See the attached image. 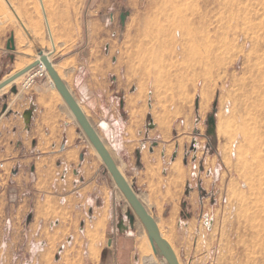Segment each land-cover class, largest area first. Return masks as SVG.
Masks as SVG:
<instances>
[{"label": "rangeland", "instance_id": "rangeland-1", "mask_svg": "<svg viewBox=\"0 0 264 264\" xmlns=\"http://www.w3.org/2000/svg\"><path fill=\"white\" fill-rule=\"evenodd\" d=\"M8 1L12 7L0 0V79L33 64L37 46L53 51L62 81L178 260L264 264V0ZM12 33L14 51L7 49ZM22 80L3 89L0 101L21 110L38 95L41 150L55 156L39 158L33 172L25 168L23 194L37 192V201L7 209L6 196L19 203L20 195L8 192L0 216L13 221L8 241L12 228L28 234L32 222L49 245L6 252L0 244V264H104L109 247L117 264V224H129L133 209L79 120L66 114L59 90L48 79L13 93ZM70 130L74 139L66 142ZM125 140L133 142L141 183L127 170ZM65 162L93 180L81 189L87 212L72 220L62 211L66 195L57 193L73 188ZM136 228L126 263L159 264L154 250L157 260H142Z\"/></svg>", "mask_w": 264, "mask_h": 264}, {"label": "crops", "instance_id": "crops-1", "mask_svg": "<svg viewBox=\"0 0 264 264\" xmlns=\"http://www.w3.org/2000/svg\"><path fill=\"white\" fill-rule=\"evenodd\" d=\"M10 74V73H9ZM9 74L5 73V75L2 76V79L0 82L4 80L5 77H7ZM7 91V90H6ZM2 92L0 94L1 96H5L7 92ZM38 95L33 96L31 99V102H25L22 103L20 106H24L23 109L19 110L18 108H13L12 106H9L6 102L0 101V162L4 163V169H0V179H2L3 186H0V196L11 192L13 190L19 191V203L16 201V197L9 198L6 196V198L3 200L2 204L8 209L12 208L14 209L16 204H19V206H30L32 204V201H37V192L32 193H26L23 194V191L25 188L28 187V183L30 181L29 175H25L24 172H26L25 168L29 167L30 171L33 172V170L37 169V160L39 158H50L51 156H55L54 153H48L44 152V150H41V145H45V139L42 138L41 135V129L43 128V118L40 115V105L38 103ZM4 104H7V109H3ZM31 110V119L30 124L26 127L25 120L23 118V113ZM25 127L27 129H25ZM66 142L73 141V134L71 130L66 134ZM124 141V145H126V150L124 153L127 170L132 174V178L135 180L136 184L141 183V177L142 175L137 172L135 165L133 163V157H132V149L131 144L133 142ZM57 143L53 142V148L55 149ZM72 148L71 150H73ZM65 165L67 168V172H69V168L74 169V180L73 182L70 181L68 183V189L72 185L73 188L71 190L67 191L66 188L59 189L58 194H65L66 200L63 204V212L64 214L71 215V220L74 216H80L84 214V211L87 212V206L88 203L86 202L87 196L81 192V189L88 186L90 182L93 183V180L88 179L86 176V171L84 170H76L75 164L66 163ZM76 170V171H75ZM33 174V173H32ZM68 174V173H67ZM67 177V176H66ZM65 178V177H64ZM72 183V184H71ZM91 183V184H92ZM63 191V192H62ZM65 191V192H64ZM41 194V193H39ZM35 202L33 203L34 206L36 205ZM86 203V204H84ZM1 205V204H0ZM35 218V217H34ZM33 218V219H34ZM61 221H58V225H60ZM68 223H71L70 220H67ZM32 223V222H30ZM29 223V228L31 231L27 234L20 232V230H14L12 228L11 232V239L10 241L7 240V236L9 233V227L13 224H11L10 215L0 216V226H1V232H0V244L2 246V251L4 249L6 252L9 250H12L13 252L15 250H20L23 246L27 248L31 245V247H37V246H44L47 247L49 245L48 238L46 239L45 234L39 233L34 234L33 227H31L32 224ZM34 223V222H33ZM42 223V222H41ZM66 228L67 225H63ZM72 228V225H70ZM68 227V228H70ZM118 229L122 232L121 236L116 241V247L115 252L117 256V264H127V259L131 257V244L132 240L130 238L129 230L130 225L127 224V228H121V222L117 224ZM138 225L137 228L138 229ZM64 229V228H62ZM62 236H65L63 234V230H61L57 237L61 238ZM25 238H28L29 241L25 242ZM41 238V239H40ZM36 240V242H34ZM53 243L59 244L60 240L57 239ZM139 247L142 251V246L139 240ZM12 248V249H11ZM105 248V247H104ZM103 248V249H104ZM110 248V247H109ZM107 249L104 251V264H112L111 256H112V248ZM148 259V257L144 256V252L142 251V260ZM142 261V262H143ZM5 263H8L7 261Z\"/></svg>", "mask_w": 264, "mask_h": 264}, {"label": "water", "instance_id": "water-1", "mask_svg": "<svg viewBox=\"0 0 264 264\" xmlns=\"http://www.w3.org/2000/svg\"><path fill=\"white\" fill-rule=\"evenodd\" d=\"M122 19H124V16H122ZM19 20H20V22H22L21 19H19ZM27 33L32 38L31 34L28 31H27ZM7 49L10 50V51H14L16 49L14 33L11 34V36H10L8 42H7ZM37 51L39 53V56L42 57L43 56V51L38 46H37ZM10 58L13 60L14 59V55L11 54ZM41 60L46 64L48 70H50L51 74L53 75V77L57 81V85H58V88H59L61 94L63 95L65 100L68 102L70 108L72 109V111L74 112L76 117L78 118L81 126L87 132L89 138L91 139V141L93 142V144L95 145V147L97 148V150L99 151L101 156L104 158L107 168L109 169V171L115 177L118 185L124 191L125 195L127 196L129 201L131 202L133 208L138 213V215L140 216V218L144 222L145 226L148 228L151 236L157 241V243H158L159 247L161 248L163 254L166 256L169 264H179L176 256L171 251L168 243L163 239V237L161 236V234L159 233V231L155 227L153 221L151 220L150 216L146 213L145 209L142 207L141 203L139 202V200H138V198H137V196L135 194V191L128 184L126 179L123 177V175L119 171L117 165L112 160L111 156L109 155L107 149L105 148V146L101 142V140H100L99 136L97 135L96 131L94 130L92 125L89 123V121L87 120L85 115H83V113L79 109V107H78L77 103L75 102V100L73 99V97L70 95V93L67 90V88L65 87V85L59 79V77L56 74V72L53 69H50L48 67L47 63L45 62V59L43 60L41 58ZM36 64H37V62L32 64V65H30V66H28V67H26V68H24V69H22V70H19L12 77H9L6 80L0 82V89L3 88L4 86H6L7 84H9L10 82H12L15 78H17L20 75L24 74L25 72L29 71ZM0 78H1V76H0ZM0 81H1V79H0ZM11 91L13 93H17L18 92L17 86H12ZM3 109L4 110L7 109V104H4ZM31 114H32L31 110H28V111L23 113V116L25 118V121H26L27 125L30 124ZM213 124H214V119H210V125H213ZM150 126L153 127V124H151ZM32 215L33 214L30 213L27 216V222L31 221ZM127 217L129 219L130 227L133 228L134 225H135V215L133 213H131V211H127ZM121 228L122 229L123 228H127V225H124L121 222Z\"/></svg>", "mask_w": 264, "mask_h": 264}, {"label": "bare ground", "instance_id": "bare-ground-1", "mask_svg": "<svg viewBox=\"0 0 264 264\" xmlns=\"http://www.w3.org/2000/svg\"><path fill=\"white\" fill-rule=\"evenodd\" d=\"M7 2H9L8 0H7ZM9 5L11 6V4H10V2H9ZM12 7V6H11ZM16 14V13H15ZM16 16H17V14H16ZM17 18H18V16H17ZM19 19V18H18ZM22 23V22H21ZM23 24V23H22ZM52 35V34H51ZM52 52L53 51H48V52H43V56L42 57H40L39 55L36 57V60H35V62L34 63H36L37 62V60L39 59V58H42L43 60L45 59V62L47 63V65H48V67L50 68V69H53L55 72H56V74L58 75V77H59V79L62 81V77H61V74H60V71H59V69L57 68V64L56 63H54V61H53V58H52ZM33 63V64H34ZM30 65H32V64H29V65H27V66H24V67H22V68H19V69H17V70H14V71H12L7 77H5L4 78V80H6L7 78H9V77H12L13 75H15L19 70H22V69H24V68H26V67H28V66H30ZM28 72V71H27ZM25 74H26V72L24 73V74H22V75H20L19 77H17V78H15L12 82H10L9 84H7L6 86H4L3 88H1L0 89V93L3 91V89H6L8 86H10L13 82H15V83H18L21 79H23L24 78V76H25ZM22 76V77H21ZM48 79H49V87L52 89V90H55V91H57V89L59 90V88H58V85H57V81L55 80V78L53 77V75L51 74V72H50V70H48ZM3 80V81H4ZM62 83L64 84V82L62 81ZM65 85V84H64ZM66 87V86H65ZM67 88V87H66ZM42 90H46L45 88H43ZM68 90V89H67ZM51 91V90H50ZM69 91V90H68ZM53 92V91H52ZM59 92H60V90H59ZM70 93V92H69ZM60 94H61V92H60ZM62 95V94H61ZM70 95L72 96V94L70 93ZM63 96V95H62ZM61 97V96H60ZM73 97V99L75 100V102L77 103V105H78V107H79V109L81 110V112L83 113V115H85V117L87 118V120L89 121V123L92 125V127L94 128V130L96 131V129H95V127H94V125L92 124V122L90 121V118L88 117V113H87V111H86V109L84 108V107H82L81 105H80V103H78L77 101H76V99L74 98V96H72ZM62 100H63V102L65 103V105H66V107L63 105V108H65L64 110H66V114L68 113V114H70L71 116H73V117H75L74 115H73V111H71L70 110V106H69V104H68V102L65 100V98L63 97L62 98ZM68 104V105H67ZM198 106H199V103H198ZM85 109V110H84ZM86 111V112H85ZM73 112V113H72ZM87 113V114H86ZM77 118V117H76ZM72 119V118H71ZM78 119V118H77ZM85 131V130H84ZM86 132V131H85ZM96 133H97V131H96ZM86 134H87V132H86ZM97 135H98V133H97ZM87 136H88V134H87ZM99 136V135H98ZM89 137V136H88ZM100 138V137H99ZM90 139V138H89ZM101 140V139H100ZM90 141H91V139H90ZM92 142V141H91ZM102 142V141H101ZM92 144H93V142H92ZM94 145V144H93ZM94 147H95V145H94ZM95 149L97 150V148L95 147ZM97 153H98V155H99V157L101 158V160L103 161V163L106 165V163H105V160H104V158L101 156V154L99 153V151L97 150ZM175 168V167H174ZM174 168H173V170H174ZM176 170V169H175ZM180 171V170H179ZM176 172V171H175ZM111 173V172H110ZM178 173V172H177ZM122 174V173H121ZM111 175H112V177H113V179H114V181H115V183H116V185L121 189V187L118 185V183H117V181H116V179H115V177L113 176V174L111 173ZM124 177V176H123ZM125 178V177H124ZM127 181V180H126ZM133 188V187H132ZM134 190V189H133ZM121 191L123 192V194H124V196L126 197V200L128 201V208H132L133 209V212H134V215H135V226L137 227V217L142 221V219L140 218V216L138 215V213L135 211V209L133 208V206H132V204H131V202L129 201V199L127 198V196L125 195V193H124V191L121 189ZM136 194V196H137V193H135ZM137 198H138V200H139V202L141 203V205H142V207L145 209V211H146V213L150 216V218H151V220L153 221V223H154V225H155V227L157 228V230L159 231V233L161 234V236L163 237V235H162V233H161V231H160V229L158 228V226L156 225V222L154 221V219L152 218V216H151V214L149 213V211H148V209L146 208V206L144 205V203L142 202V199H140L138 196H137ZM122 223L124 224V221L122 220ZM144 224V222L142 221V223H141V225H139V227H138V235H139V240H140V243H141V248H142V251L144 252V256H146V257H148V259L150 260V259H152V257L150 256L151 254H152V256L154 257V258H156V255H155V253L153 254V250L156 252V254H158V256H159V259L158 260H160L159 261V264H169V262H168V260H167V258H166V256L163 254V252H162V250H161V248L159 247V245H158V243H157V241L151 236V234H150V232H149V230H148V228L145 226V224ZM124 225H127V224H124ZM145 226V227H144ZM146 228V229H145ZM147 230V231H146ZM163 239L166 241V239L163 237ZM167 242V241H166ZM168 243V242H167ZM168 245H169V243H168ZM169 247H170V249H171V251L174 253V255L176 256V258H177V255L175 254V252L173 251V249L171 248V246L169 245ZM155 255V256H154ZM156 260H157V258H156ZM177 260H178V258H177ZM178 262H179V264H182L179 260H178Z\"/></svg>", "mask_w": 264, "mask_h": 264}, {"label": "built area", "instance_id": "built-area-1", "mask_svg": "<svg viewBox=\"0 0 264 264\" xmlns=\"http://www.w3.org/2000/svg\"><path fill=\"white\" fill-rule=\"evenodd\" d=\"M48 81V68L46 66V64L41 60V58H39L37 60V64L31 68L28 72H26L22 82H21V87L17 86L18 91L20 90V88H22L25 91H32L34 90L37 86H42V82L44 81ZM19 93V92H18ZM24 118V116H23ZM25 120V118H24ZM26 127L28 126L26 121H25ZM153 124V127L155 126V124L151 121V123L149 124V126ZM152 127V126H150ZM4 163L0 162V169L3 170L4 169ZM213 220L209 219L208 221H206L207 226L212 225Z\"/></svg>", "mask_w": 264, "mask_h": 264}, {"label": "flooded vegetation", "instance_id": "flooded-vegetation-1", "mask_svg": "<svg viewBox=\"0 0 264 264\" xmlns=\"http://www.w3.org/2000/svg\"><path fill=\"white\" fill-rule=\"evenodd\" d=\"M123 221H124V224H127V222L125 221V219H123Z\"/></svg>", "mask_w": 264, "mask_h": 264}]
</instances>
